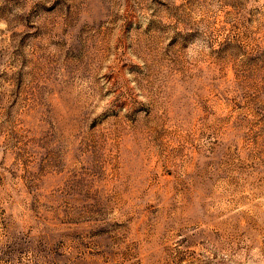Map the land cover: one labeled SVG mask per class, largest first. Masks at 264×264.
Wrapping results in <instances>:
<instances>
[{
    "label": "rangeland",
    "instance_id": "374dc122",
    "mask_svg": "<svg viewBox=\"0 0 264 264\" xmlns=\"http://www.w3.org/2000/svg\"><path fill=\"white\" fill-rule=\"evenodd\" d=\"M0 264H264V0H0Z\"/></svg>",
    "mask_w": 264,
    "mask_h": 264
}]
</instances>
